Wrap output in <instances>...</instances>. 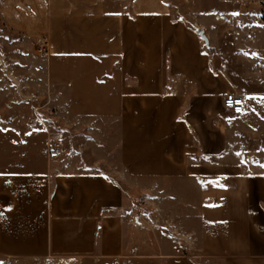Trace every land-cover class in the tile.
<instances>
[{
	"label": "crops",
	"instance_id": "obj_1",
	"mask_svg": "<svg viewBox=\"0 0 264 264\" xmlns=\"http://www.w3.org/2000/svg\"><path fill=\"white\" fill-rule=\"evenodd\" d=\"M176 1L0 0V264H264V0Z\"/></svg>",
	"mask_w": 264,
	"mask_h": 264
},
{
	"label": "rangeland",
	"instance_id": "obj_2",
	"mask_svg": "<svg viewBox=\"0 0 264 264\" xmlns=\"http://www.w3.org/2000/svg\"><path fill=\"white\" fill-rule=\"evenodd\" d=\"M254 0H250L244 2L243 4L247 5ZM241 0H178L176 1V7H178V11L184 12V9L190 8L193 12H196L192 18L196 20H200L202 23H210L211 17L209 14L214 12L226 13L233 9L239 8ZM200 13V14H199ZM198 14V15H197ZM221 18V17H220ZM225 19V17H223ZM222 23H220V26ZM222 28H220L221 30ZM45 39L42 38L40 42ZM39 42V44H40ZM38 44V45H39ZM38 50V46L37 49ZM39 54V53H38ZM3 55V50L0 49V56ZM41 55V54H39ZM43 56V55H41ZM45 57V56H44ZM49 91L47 89L44 90V94L39 97L38 100H34L31 98L32 103H42L44 106V110L42 112L44 123L48 124L51 127L56 135V137L62 143V151L61 155H64L70 145L72 146L71 142L72 138L71 135L66 132V119H67V112L61 108L62 104H65V96L61 97L60 95H48ZM53 133V134H54Z\"/></svg>",
	"mask_w": 264,
	"mask_h": 264
},
{
	"label": "built area",
	"instance_id": "obj_3",
	"mask_svg": "<svg viewBox=\"0 0 264 264\" xmlns=\"http://www.w3.org/2000/svg\"><path fill=\"white\" fill-rule=\"evenodd\" d=\"M250 0H244L247 2ZM38 53L47 56L49 52V43L47 39H43L38 45ZM223 107L234 112H241L244 106L243 98L235 94H227L223 98ZM62 151L61 144L58 141H52L47 146V152L49 155H58Z\"/></svg>",
	"mask_w": 264,
	"mask_h": 264
}]
</instances>
